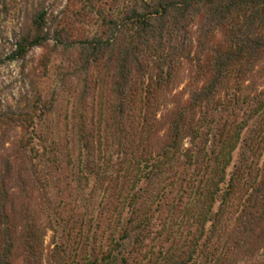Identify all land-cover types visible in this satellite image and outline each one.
I'll use <instances>...</instances> for the list:
<instances>
[{
    "label": "trees",
    "instance_id": "obj_1",
    "mask_svg": "<svg viewBox=\"0 0 264 264\" xmlns=\"http://www.w3.org/2000/svg\"><path fill=\"white\" fill-rule=\"evenodd\" d=\"M24 2V31L8 60H23L51 38L53 51L77 50L68 61L80 101L91 88V66L103 62L110 72L98 148L88 143L93 136L75 109L67 132L68 161L77 152L78 196L99 185L104 201L74 205L79 217L71 235L63 206L37 177L48 147L35 127L52 98L42 101L35 89L23 107L0 109V128L9 122L23 131L10 149L0 141V264H261L255 256L264 253V0H109L97 11L93 0H77L98 14L99 28L81 39L62 25L51 30L68 16L67 4L55 16L41 0ZM43 60L44 70L50 55ZM182 61L202 83L158 116ZM95 152L103 164L88 159ZM39 196L57 234L47 252Z\"/></svg>",
    "mask_w": 264,
    "mask_h": 264
},
{
    "label": "rangeland",
    "instance_id": "obj_2",
    "mask_svg": "<svg viewBox=\"0 0 264 264\" xmlns=\"http://www.w3.org/2000/svg\"><path fill=\"white\" fill-rule=\"evenodd\" d=\"M31 1L35 2L37 0ZM41 1L46 7H53V15L55 16H59V11L67 9L65 6L66 4L68 5V16L61 21V24L59 22L60 25L57 21L51 24V30L59 28L62 25L66 27L73 39H81L83 37H92L99 28L96 21L98 14L88 10V8H82L77 0ZM107 1L109 0H93L94 10L96 9L97 11L99 8L107 7L104 5V2ZM4 5L8 11L5 13L0 12V57L2 59H5L15 49L16 40L22 31H24L26 23L24 8L28 4L24 0H0V10L3 9ZM111 5L114 13H116L118 6L115 3ZM53 42L51 38L48 40V46L44 48L33 47L26 53L23 60L11 61L6 58L0 64V109L16 111L18 106L20 108L23 107L25 100L32 97L33 92L31 91L35 89V91H40L42 94V101L52 98L53 106L51 111L35 127L36 132L42 133V136H44L45 144L48 147V154H45L42 160L38 162L37 177L41 180L45 191L54 204L59 203L60 206H63L61 208V215L67 216L66 218L70 221L66 229L71 235H75L76 231L73 229V226L77 227V224L74 222V216L77 219L79 215H75L71 209L75 208L74 205H83L82 202L94 203L97 207H100L101 204L99 205V202L104 201L102 200L104 195L98 185V188L96 186V190L89 196L85 194L87 192L80 190L81 194H85L84 200H81L78 196L82 185L78 184L76 186L77 183L73 174L75 164L72 166L74 162L72 159H75L77 152L68 161L67 153L69 146L67 145L69 144L70 137H67V132L70 130L72 123H74L73 114H75V109L77 116L82 115L85 130L93 136L92 138H88V143H92L94 148H98L99 143L96 135L97 122L100 117L99 109H104L105 111H103L106 113L108 111L106 107L108 108L109 105V86L111 80L109 76L110 72L103 62L98 66H91L87 74L88 85L91 88L87 91L86 96L84 94V101H80L82 96L80 94L79 79L71 72L68 61L69 57L73 58L77 56V50L68 52L67 54H63L60 49L53 51ZM45 55H50V60L43 70L41 65L44 62L43 58ZM192 66V64L186 61H182L179 65L176 72V86L173 87L161 103L158 116L164 113L166 109L171 108L176 97L185 100L190 89L201 85L202 81L196 79L195 69ZM33 81L35 83L32 85ZM245 90L244 87L242 91L245 92ZM183 91L184 94L181 96L180 93ZM220 95L223 97L225 91L222 90ZM41 106L42 102L38 103V107ZM0 129L2 132L4 129L7 131L5 135L0 136V141L4 143V150L12 148L22 138L23 131L19 125L16 126L13 123L5 122ZM188 144L189 139L185 138L184 145L187 146ZM88 159L96 165L103 164L100 163L96 152L93 157L89 156ZM100 167L102 166L100 165ZM76 189L77 191H75ZM38 198L39 200L35 203L36 214L38 220L44 225V228L46 226L44 230V247L45 252H47L54 245L53 239L57 240V234L47 224L46 215L48 210H42L41 207H43L44 202L42 203L43 199L40 196ZM60 231L59 235L62 234ZM255 257L257 261L264 264V253L262 251Z\"/></svg>",
    "mask_w": 264,
    "mask_h": 264
}]
</instances>
